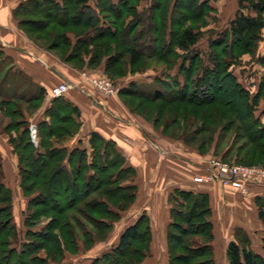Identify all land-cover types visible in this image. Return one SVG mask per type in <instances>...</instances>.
Returning <instances> with one entry per match:
<instances>
[{
  "label": "trees",
  "instance_id": "1",
  "mask_svg": "<svg viewBox=\"0 0 264 264\" xmlns=\"http://www.w3.org/2000/svg\"><path fill=\"white\" fill-rule=\"evenodd\" d=\"M127 2L128 0H118V2L95 0L94 5H91L90 0H26L15 9V15L19 19V26L31 39L54 50L57 55L59 50L55 46L54 25H81L84 17L86 21H84L83 27L97 28L95 37L89 40L82 39L84 43L81 41L78 46L81 49V54L89 55L87 62L89 66L98 65L103 60V56L108 54L112 41L116 40L125 46L129 62L133 65L143 57L142 50L152 43H160L164 48L174 44L180 49H189L198 41L197 32L190 28H184V20L177 23L179 28L176 33H173L175 37L173 43L168 41L163 28L164 17L161 16L154 20L156 14L153 13L145 25L138 29L136 34L130 36L131 31L142 19L138 18L133 26L129 24L126 28H121L119 22L124 18L125 13L134 10V4L130 8L126 7ZM200 3H202L201 0ZM156 6L154 8L160 11L162 4L159 2ZM75 9L78 19L69 16L73 15ZM81 9L82 12H80ZM189 9L186 10L189 11ZM83 10L90 11V14L84 16ZM34 13H39L43 18L34 20L25 17V15ZM263 13L264 0H238L236 13L227 28L230 41L227 39L217 40L213 47L226 44L231 49L237 47L241 53L251 52L253 42L261 39V31L264 27ZM105 18L109 21H106ZM150 29L153 31L151 34ZM63 33L62 35H66ZM65 37L67 39V36ZM46 38L51 39L50 43H45ZM100 40L106 42H99L98 50H93V52L87 49L82 50L83 44L86 47ZM234 54L230 53L227 57L232 59L235 57ZM222 56L223 53H220L218 49L214 50L212 63L205 64L196 75V78L201 82L191 90L190 95L196 96L198 92H201L204 97L210 95L212 97L214 91L218 89L219 92L223 91L222 93L228 94L227 96L244 100L243 112H240L242 108L239 105L237 111L233 108V110L220 108V112L202 113L200 117L209 121V125L222 127L241 120L243 126L247 125V130L251 131L252 129L254 132L252 135L251 132L248 134V143L253 147L246 149L243 154L237 152L234 155V161L243 164H259L256 162L264 160V144L259 143L261 139H264V118L259 119L253 113L255 103L252 100L263 95L264 81H260L258 90L251 98L249 91L237 82L233 74L226 72L229 62H222ZM60 59L73 67L83 68L84 66L82 55L60 56ZM261 59H264V55L261 56ZM105 61V72L110 73L119 58L116 54L109 55ZM195 70L196 68L192 67L190 63L186 66V73ZM205 75L206 78L203 77ZM226 78L230 82L222 84ZM219 81L221 82L219 83ZM215 84L217 85L216 89L214 88ZM180 86L183 88L184 83ZM135 91L126 88L120 93L146 100H125L121 95L120 97L131 109L148 118H153L156 123H162L164 115L160 114L168 112L162 123L165 129L170 128V122L177 123L180 118H183V121L187 120L190 113L187 106L197 103L195 100H167L172 96L163 93L151 95L149 92ZM37 101H29L32 103L29 104V107L37 106ZM215 101L217 100H213L211 103ZM18 102L17 99L1 101L5 106L4 113L12 117L7 130L16 132L15 135H10L9 141L18 159L20 188L23 195L27 197L24 225L26 227L25 237L29 240L23 242L21 246L12 244L13 239L17 236V228L12 216V190L0 181V264H55L57 258L62 255L63 242L56 234L55 236L46 234V229L49 231L58 230L63 236H71L73 230L70 229V226H72V222L73 226H77L76 223L79 220L77 212L84 211L91 226L104 230V233H101L103 235L100 236L102 240L112 229L113 222L120 218V212L128 207L135 198V186L123 183L133 175L134 171L126 165L124 156L116 150L114 142L105 140L97 133L91 134L90 153L84 148L68 150L65 147L55 146V139L64 140L67 136L75 133L79 127V123L75 119L79 109L73 103L64 100L63 97L53 98L50 106L45 110V114L49 118L48 121L43 119L36 122L39 139L38 144L35 145L29 135V122L21 120L22 114ZM182 104L184 105L183 110L180 106ZM204 104L208 105V103ZM154 105H157L158 113L152 110ZM221 105L228 106L227 103ZM160 110L162 111L159 114ZM231 111L233 116L228 117ZM234 111L236 114H233ZM167 119L170 122H167ZM22 126L23 129H21ZM172 133L179 135V132L176 131H172ZM181 134L185 133L181 132ZM194 140L196 138L187 139L188 142H194ZM203 146L201 142L198 144L200 150H203ZM225 156L228 155L225 154ZM169 203L172 205L170 208L172 222L169 224L167 232L170 264H213L212 249L208 244L212 238V225L207 219L209 213L207 195L176 189L169 195ZM79 205H81L80 208ZM50 212L55 213L50 219L53 224L48 225V228L34 229L35 221L39 219V216ZM89 230L92 233L93 230L90 227ZM191 236H199L203 240V244H191L189 241ZM151 238L149 217L142 214L121 232L118 242L113 248L95 257L89 264H127L125 253L130 248V256L134 257L133 255H135L136 257L132 258L129 264L141 263L146 257L147 251L150 250ZM42 248L46 249L49 254H53V258H51L53 263L49 262V254L47 258L37 255V252ZM178 248H181L182 251H177ZM119 254L125 259L123 262L116 261V256ZM227 257L229 264H264L263 256L245 247H240L234 241L228 244Z\"/></svg>",
  "mask_w": 264,
  "mask_h": 264
},
{
  "label": "crops",
  "instance_id": "2",
  "mask_svg": "<svg viewBox=\"0 0 264 264\" xmlns=\"http://www.w3.org/2000/svg\"><path fill=\"white\" fill-rule=\"evenodd\" d=\"M24 1L0 0V100H19L21 120L25 122L48 121L45 110L53 98L46 92L61 81H78L80 69L61 60L54 50L35 42L21 29L15 9ZM261 37L264 40V27ZM89 70L101 74L103 67ZM63 98L79 109L75 118L79 127L64 140L55 139V146L68 150L84 148L90 153L91 134L97 133L114 142L126 165L134 171L123 183L135 186V198L120 212L111 231L128 210L137 212L132 223L146 214L151 227V249L155 231L163 234L167 241L172 222L169 195L176 189L204 193L209 206L207 219L212 225V238L208 244L212 249L213 264L220 258L229 264L227 249L231 241L264 257V183L252 184L242 192L219 181L195 182L194 177L204 172L210 155L201 152L196 143H189L186 134H173L161 122L156 123L153 118L131 109L120 96H104L89 83L71 89ZM31 100H38V105L29 107ZM2 115L6 120L0 126V181L11 188L13 199L14 190L8 180L11 173L12 176L15 174L23 195L17 155L9 141L10 135L16 132L7 130L12 117L0 110V118ZM195 238L199 240L198 244H203L199 236Z\"/></svg>",
  "mask_w": 264,
  "mask_h": 264
},
{
  "label": "rangeland",
  "instance_id": "3",
  "mask_svg": "<svg viewBox=\"0 0 264 264\" xmlns=\"http://www.w3.org/2000/svg\"><path fill=\"white\" fill-rule=\"evenodd\" d=\"M94 1L95 0H90V4L94 5ZM111 1L118 2V0ZM159 2L162 4L160 11L157 10V8H154L157 7L156 5ZM201 2L202 3H200V0H128L126 7L130 8V6L134 4V10L127 11L124 18L119 22L121 28H126L129 24L133 26L138 18L142 19V21H140L131 31L130 36H132L136 34L138 29L145 25V22L150 18L152 13L154 15L156 14L154 20H157L162 16L165 19V25H163V28L166 33V38L173 43V39L175 38L173 33H176V30L179 28L177 23L180 20H184V28H190L198 33V41L189 49H180L174 46V44L164 48L160 43H152L149 47L142 50L144 53L143 57L138 63L133 65L129 62V55L125 52V46L116 40L112 41L108 54L103 56V60L98 65L89 66L87 65L89 55L81 54V49H79L78 46L81 41L84 43L82 39L89 40L90 38L95 37L97 35V28L83 27L84 21H86L84 17L82 18L81 25H54L55 46L59 50V58L60 56H83L85 64L83 63V68H78L80 69L78 71V77L82 70H85L91 75L106 76L111 79L117 87V93L115 96L121 95L125 100H146L144 98L137 99L136 97L121 94L120 92L126 88L140 92L143 91L145 93L149 92L151 95L154 93H163L167 96L171 95L172 97L167 100H195L197 103L187 106V109L190 112L187 120L183 121V118H180L177 123H172L167 119V122H170L169 130L185 133L188 140L196 138L194 142L197 146L200 142L202 146L204 145L202 148L203 150H199L201 152H208V155H210L209 158H222L229 162H236L232 160V158L237 152L243 154L246 149L253 147V145L248 143V134L249 132H251V135L252 133L254 134L253 130H247V125L243 126L241 120L240 122L237 121L234 124L230 123V125L222 127L217 125L212 126V124L209 125V121L202 119L200 116L202 113L208 114L209 112H220V108H225V110L233 108L237 111L239 105L240 108H242L240 112H243L244 100L227 96L228 94L226 95L222 93L223 91L219 92L218 89L214 91L215 93H213L212 97H210L211 95L209 97H204L201 92H198L196 96L190 94L191 90L201 82V80L196 78V75L199 74L205 64L213 61V52L218 49L220 53H223V56L221 57L222 62H229V68L226 72H231L237 82L249 91L252 98L259 88L258 84L264 78V59H261V56L264 53V40L261 37V39L254 41L251 47V52L249 53H241L237 50V47L232 49L228 48L226 44H220L219 46L213 47L217 40L227 39L230 41V37H228L227 34V28L230 20L236 13L238 0H201ZM186 7L190 8L189 11L186 10ZM80 12H82V9ZM83 12L84 16L90 14V11L88 10H83ZM69 16H73V18L76 19L79 18L76 9L73 10V15ZM25 17L34 20L43 18L39 13L28 14L25 15ZM105 19L106 21H109V19ZM31 26L33 27L32 24ZM63 32L66 35H62ZM152 32L153 31L151 30L150 34ZM65 36H67V39L69 40L68 42ZM50 40V38H46L44 41L48 44L50 43ZM99 42L102 43L106 41H95L86 47L83 44L82 50L87 49L93 52V50L98 48L97 46ZM230 53H235V57L229 59L227 55ZM114 54L118 56L119 61L115 68L110 73H107L104 69L106 63L105 60L109 55ZM189 63L192 67H195L196 70L194 72L186 73V66ZM101 67H103V72L101 74H96L89 70ZM203 77L206 78L207 76L205 75ZM225 80H223L222 84L230 82L227 78ZM220 82L221 81H219V83ZM183 83L184 86L181 88L180 85ZM262 87L263 95L252 100L255 103V105H253V113L257 115L259 119L264 118V86ZM214 88H217L216 84L214 85ZM213 100L217 101L211 103ZM1 101L2 100H0V110L4 113L5 106ZM204 103H208V105ZM222 103H227L228 106H223L221 105ZM200 104L204 105L199 106ZM156 106L157 105H154L152 110L157 112ZM180 106L183 110L184 105L182 104ZM161 111L162 110H160L159 114ZM236 111H234L233 114H236ZM167 113L168 112H162L160 115H164L165 117V114L167 115ZM229 116H233L232 111L228 117ZM164 117L161 120L162 123ZM5 120L6 118L2 115L0 118V126L5 124ZM31 122H36V119ZM223 122L225 123V121ZM243 122L248 124L246 121ZM201 131L202 133H199ZM37 139H39L38 136ZM260 142L264 144V139H261L259 143ZM225 154L228 156H225ZM256 163L264 164V160ZM9 173L10 171H8V174ZM9 176L10 178L8 180H10V182H8L11 183L14 190L12 199V216L13 222L17 228V236L13 239L12 244L15 246H21L23 242L29 240L25 237L26 227L24 225V210L28 202L27 197H24L18 188L15 174L12 176L11 173ZM80 206L81 205H79V208ZM136 214V211L128 210L122 220L116 223L115 228L112 231L110 230L102 240L100 239V236L103 235L101 233H104V230L91 226L88 223V216H85L84 211H81V213L77 212L79 220L76 223L77 226H73L72 222V226H70V229L72 228L73 230L71 236H63L58 230L49 231L46 229V234H53L54 236L56 234L63 242V245L61 246L63 250L62 255L57 258L55 264H89L96 256H100L117 244L122 229L132 223L136 218ZM54 215L55 213L50 212L44 216H39V219L35 221V226L33 228H48V225L53 224L50 222V219ZM89 227L93 230L92 233H90ZM154 235L153 247L147 251V255L143 259L144 261L138 264H168V241H166L163 234H160L157 231H155ZM195 237H189L191 244L195 245L199 243V240ZM130 251L131 248L125 253L128 260L127 264H129L132 258L136 257L135 255H133L134 257H131ZM177 251H182V249L178 248ZM48 254L49 252L44 248L37 252V255L42 258H47ZM49 255V262L53 263V260L51 259L53 258V254L51 255L50 253ZM166 256H168V258ZM116 259V261L120 262L125 260L120 254L116 256ZM217 264L226 263L224 259L220 258L217 261Z\"/></svg>",
  "mask_w": 264,
  "mask_h": 264
},
{
  "label": "built area",
  "instance_id": "4",
  "mask_svg": "<svg viewBox=\"0 0 264 264\" xmlns=\"http://www.w3.org/2000/svg\"><path fill=\"white\" fill-rule=\"evenodd\" d=\"M82 83H89L94 90L104 96H115L117 87L106 76L91 75L85 70L80 71L78 81H61L52 86L47 94L51 98L65 97L73 88H78ZM29 135L31 141L37 145L36 122L29 123ZM195 182L219 181L223 185H229L246 192L252 184L264 183V164H243L229 162L222 158H209L204 165V172L194 177Z\"/></svg>",
  "mask_w": 264,
  "mask_h": 264
},
{
  "label": "bare ground",
  "instance_id": "5",
  "mask_svg": "<svg viewBox=\"0 0 264 264\" xmlns=\"http://www.w3.org/2000/svg\"><path fill=\"white\" fill-rule=\"evenodd\" d=\"M158 236V235H157Z\"/></svg>",
  "mask_w": 264,
  "mask_h": 264
}]
</instances>
